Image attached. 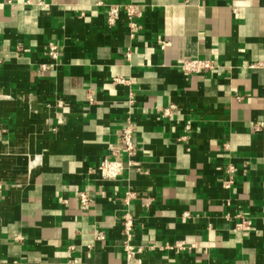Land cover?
Instances as JSON below:
<instances>
[{"label": "crops", "instance_id": "0c3cea01", "mask_svg": "<svg viewBox=\"0 0 264 264\" xmlns=\"http://www.w3.org/2000/svg\"><path fill=\"white\" fill-rule=\"evenodd\" d=\"M128 4L133 38L123 11L105 23ZM186 59L220 70L184 77ZM106 157L125 166L116 181ZM0 264H264V0H0Z\"/></svg>", "mask_w": 264, "mask_h": 264}, {"label": "built area", "instance_id": "2783aa9c", "mask_svg": "<svg viewBox=\"0 0 264 264\" xmlns=\"http://www.w3.org/2000/svg\"><path fill=\"white\" fill-rule=\"evenodd\" d=\"M123 11L125 17L128 22V28L130 30V37L133 38L140 30L141 26L138 24V20L143 16L142 10L135 5L128 4L124 6H109L108 10L105 14V23L108 27H112L116 24L119 19L120 12ZM163 48V44L161 47ZM48 56L52 60L57 59V47L54 45H49L48 48ZM178 71L184 76L189 77L192 75H199L205 72H218L220 70L219 65L211 60H203V59H186L181 61L177 65ZM42 72L48 70L46 65H42L40 67ZM114 83L116 84H125L129 85V81H125L123 79H115ZM237 100L240 101V98L236 97ZM134 101L132 96L129 95V99L127 101V105L130 109H132ZM129 109L128 116L125 120L124 126L121 129L119 135V143L122 147V153L126 156L127 159H131L136 153V146L134 144V136L135 129L134 124L130 118L131 110ZM164 115H169V109L163 111ZM115 156L114 153H112ZM132 165L131 161L127 163V166ZM124 164L121 161L111 158H104L98 168L97 171L100 175V178L106 182L116 181L124 171ZM236 169L233 165L227 163V167L225 170L226 179L223 182V189L230 190L235 182H234V174ZM134 198V193L128 191L125 194L122 203L125 207H127L125 213L122 216L120 222L121 234L124 237L122 241V250L125 253L126 260L131 261L134 257L140 252V249L133 245V231L135 227V218L131 211L128 209L130 206L131 200ZM79 200L82 206L88 205V196L86 193L79 194ZM250 221L246 219H241V222L236 225V231H247L250 228ZM104 239L103 235L99 234L96 236L97 241H102ZM169 249H175L176 251H183L185 249V245L182 242H178L169 247Z\"/></svg>", "mask_w": 264, "mask_h": 264}]
</instances>
